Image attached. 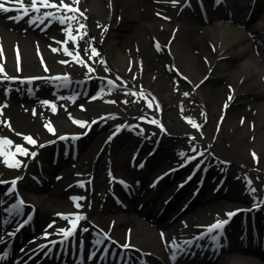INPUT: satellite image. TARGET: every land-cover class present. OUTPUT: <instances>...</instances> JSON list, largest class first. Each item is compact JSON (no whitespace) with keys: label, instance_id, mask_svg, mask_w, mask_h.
Masks as SVG:
<instances>
[{"label":"bare ground","instance_id":"1","mask_svg":"<svg viewBox=\"0 0 264 264\" xmlns=\"http://www.w3.org/2000/svg\"><path fill=\"white\" fill-rule=\"evenodd\" d=\"M17 1L30 0H0V3L18 4L15 3ZM39 1L34 0L32 4ZM43 1L68 6L67 10L54 8L45 12L49 20L56 18L55 25L47 31L27 10L0 9V76L70 72L75 77L97 75L107 78L110 74L101 66V57L129 80V84L134 86L142 81L145 90L156 95L166 110L159 103V108L163 110L162 116L150 114L157 111L155 104L153 106V102L136 98L134 91L112 92L107 100L102 97L95 100L79 98L80 106L86 109L81 110L73 98L54 97L48 91V87L53 88L54 84L49 82H37L40 90L32 97L14 88L9 101L8 93L0 90V104H6L4 100L9 103L0 117V181L4 179L12 185L18 184L23 189H19L18 194L24 200L19 207L34 208L36 225L41 226L43 221H49L53 223L54 234H59L60 227L64 226L62 212L71 211V206H77L101 226L93 228L96 235H100L103 229L109 231L114 243L119 245L131 237L132 250L142 256L141 259L151 261L156 255H162L168 244L167 251L172 260L178 258L177 261H180L179 257L182 256L174 252L182 241L209 228L207 226L219 223L231 210L251 206L253 199L258 198L247 191L249 186L244 180L227 173L224 185H229L228 191L224 192L222 187L218 192H213L208 189L209 185L215 184L213 187H217L224 176L218 175L215 179L211 176L195 196H192L193 183L176 191L174 178H164L154 184L152 179V182L147 180L148 174L168 167L171 165L168 161L176 157L173 139L172 142L166 140L157 153L146 161L147 165L139 169L132 168L128 153L139 139L129 131H124L105 145L112 133L108 131V122L101 128L92 129L91 134L79 142L81 156L77 161L63 160L64 163L55 173L61 175L57 176L59 179L48 169L49 173L45 178L42 177L43 184L40 185L32 174L34 172L37 175L38 169L35 167L33 171L31 153L33 150L39 154L53 151V146L48 145H55L60 136L80 133L81 129L72 124V115L88 118L91 114L110 113L129 122L155 115L159 121L164 120L173 133H192L193 127L179 113L182 107L189 109L186 104L188 100L196 99L211 118L216 112H225V119L233 128L231 135L239 141L232 164L246 163V149L250 148L259 156V167L264 172V13H259L264 8V0H229L226 5L229 9L216 4L219 0H203L209 11V23L202 16L197 0H178V6L171 3L173 0ZM184 2H189V5L181 7ZM250 8L253 10L248 15ZM22 14L25 17L18 21ZM256 15H261L262 22L252 23ZM66 16H74L81 29L90 31L89 37L95 43V48L101 49L100 55H95L85 40L62 27V18L68 20ZM68 24L71 22L66 27ZM90 53L94 56H89ZM44 61L50 66L49 72L44 69ZM170 67L179 69L190 82L181 80ZM95 80L87 82L94 86ZM106 84L103 80V86ZM185 94H188V98ZM20 101L27 103L20 104ZM10 140L23 144L20 154L13 152L14 145L11 147ZM175 142L185 143L184 137H177ZM207 146L209 152L220 150L215 140H208ZM209 157L207 154L202 159ZM211 162L209 159L203 166ZM108 166L138 179L136 190L131 189V194L123 192L124 203L126 206L128 204L126 209L112 198L103 200L113 185L104 174ZM223 173L225 175L224 170ZM196 177L198 181L203 179L199 174ZM82 181L87 182V185H76ZM74 193L78 195L71 201L69 198ZM255 193H258L256 188ZM13 195V190L8 189L2 196L8 212L18 205ZM170 195V202L159 211L160 205ZM186 204L189 206L186 207ZM263 208L257 214L264 217ZM178 210L183 214L179 219L185 217L191 224L197 223L182 234L178 230L174 233L171 226L165 227L162 223L164 216L168 217ZM5 220L11 223L12 218L7 217ZM234 221V228H237L241 217ZM56 223L59 226H55ZM257 229L264 230L261 227ZM29 231V228L23 229L20 235L23 241ZM82 235L87 239V248L90 250V239H95L93 232L88 230ZM237 237L242 240L243 236ZM252 237L249 236V242L253 241ZM197 243L201 251H209L208 247H213L197 241L192 246ZM185 245L181 243L180 247ZM242 247L238 239H233L225 250L229 253L209 259L206 253L197 260V264H264V252L260 249L262 244L253 250L256 256L242 253ZM16 255L19 260L11 258L2 264H22L26 258L19 253ZM86 258L85 264H98L97 255ZM195 260L196 256L191 258V261ZM185 262L188 260L185 259ZM37 264L54 263L53 260L45 259ZM56 264L81 263L61 257Z\"/></svg>","mask_w":264,"mask_h":264},{"label":"rangeland","instance_id":"2","mask_svg":"<svg viewBox=\"0 0 264 264\" xmlns=\"http://www.w3.org/2000/svg\"><path fill=\"white\" fill-rule=\"evenodd\" d=\"M255 22L260 21L257 17L254 19ZM116 91H123L124 88H117L115 89ZM186 95V94H185ZM183 101H181L182 104ZM21 104H23L21 102ZM186 104L189 106V109H182L181 113L184 116H188V114H190V121L193 122L192 120H194L197 117H201L202 115L204 116L205 112L204 108L201 104H199V102L196 99H190L188 100V102H186ZM166 110V109H165ZM192 114V115H191ZM198 115V116H197ZM224 117V115L222 113H214L213 117L211 118L210 115H206L204 116V119L202 120L203 123V132H201L202 137H204V139H211V140H216L219 144V149L224 152L225 154L232 156V158L235 159V149H236V143H238L239 141L235 138L232 137L231 133H232V126L231 124L228 122L227 119H225L224 121L222 120ZM131 148L129 149V153H130ZM246 153L248 154V158H246V163L243 162V164H245L244 166H246L247 168H245V170L248 169V167L255 169L257 171L261 172V168L259 167V161L258 159L254 156V151L251 150L250 148L246 149ZM128 153V154H129ZM241 163V162H240ZM237 166H233L235 169H237ZM251 172V171H250ZM105 176H106V170L104 172ZM258 178H264V175H261L260 173H257ZM256 176V177H257ZM255 177V176H254ZM261 185V183H260ZM210 189V187H209ZM223 197H221L220 199H222ZM227 254V253H226Z\"/></svg>","mask_w":264,"mask_h":264}]
</instances>
